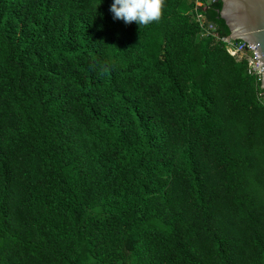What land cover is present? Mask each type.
<instances>
[{"label": "trees", "instance_id": "trees-1", "mask_svg": "<svg viewBox=\"0 0 264 264\" xmlns=\"http://www.w3.org/2000/svg\"><path fill=\"white\" fill-rule=\"evenodd\" d=\"M195 2L0 0V264H264L260 78Z\"/></svg>", "mask_w": 264, "mask_h": 264}, {"label": "water", "instance_id": "water-1", "mask_svg": "<svg viewBox=\"0 0 264 264\" xmlns=\"http://www.w3.org/2000/svg\"><path fill=\"white\" fill-rule=\"evenodd\" d=\"M219 18L228 29L226 41H242L251 47L260 66L264 98V0H218ZM214 28V24L210 23Z\"/></svg>", "mask_w": 264, "mask_h": 264}, {"label": "clouds", "instance_id": "clouds-1", "mask_svg": "<svg viewBox=\"0 0 264 264\" xmlns=\"http://www.w3.org/2000/svg\"><path fill=\"white\" fill-rule=\"evenodd\" d=\"M164 0H114L110 11L114 19L146 27L161 19Z\"/></svg>", "mask_w": 264, "mask_h": 264}, {"label": "built area", "instance_id": "built-area-1", "mask_svg": "<svg viewBox=\"0 0 264 264\" xmlns=\"http://www.w3.org/2000/svg\"><path fill=\"white\" fill-rule=\"evenodd\" d=\"M218 0H206L207 3L215 2ZM204 3L202 0H196L195 7L193 10V16L195 20L200 25V34L201 38H206L209 35L212 34L213 27L209 22L205 20V18L201 15H199L196 11L198 8L202 7ZM219 39L224 47L226 52L236 61L246 60L247 62V71L249 75L256 76L260 78V66L258 63V60L256 58L255 53L249 46V44L242 42V41H234V40H228L226 41V37L217 38Z\"/></svg>", "mask_w": 264, "mask_h": 264}, {"label": "rangeland", "instance_id": "rangeland-1", "mask_svg": "<svg viewBox=\"0 0 264 264\" xmlns=\"http://www.w3.org/2000/svg\"><path fill=\"white\" fill-rule=\"evenodd\" d=\"M188 0H186L187 2ZM182 10L184 12H187V13H193V10L188 6V4L185 5V7L182 8ZM201 38V34L198 35V37L196 38L197 40ZM197 70V69H196ZM196 72V71H195Z\"/></svg>", "mask_w": 264, "mask_h": 264}]
</instances>
